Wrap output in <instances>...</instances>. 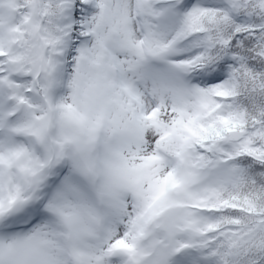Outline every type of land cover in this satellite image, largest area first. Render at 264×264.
<instances>
[{
    "label": "snow or ice",
    "instance_id": "obj_1",
    "mask_svg": "<svg viewBox=\"0 0 264 264\" xmlns=\"http://www.w3.org/2000/svg\"><path fill=\"white\" fill-rule=\"evenodd\" d=\"M0 264H264V0H0Z\"/></svg>",
    "mask_w": 264,
    "mask_h": 264
}]
</instances>
